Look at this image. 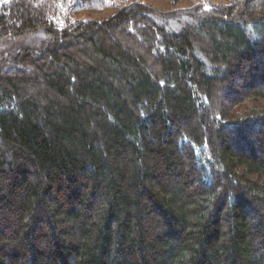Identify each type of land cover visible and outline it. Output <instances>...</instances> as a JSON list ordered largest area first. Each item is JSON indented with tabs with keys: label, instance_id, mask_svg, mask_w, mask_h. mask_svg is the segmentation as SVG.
<instances>
[{
	"label": "trees",
	"instance_id": "obj_1",
	"mask_svg": "<svg viewBox=\"0 0 264 264\" xmlns=\"http://www.w3.org/2000/svg\"><path fill=\"white\" fill-rule=\"evenodd\" d=\"M171 1L0 0V264H264V0Z\"/></svg>",
	"mask_w": 264,
	"mask_h": 264
},
{
	"label": "rangeland",
	"instance_id": "obj_2",
	"mask_svg": "<svg viewBox=\"0 0 264 264\" xmlns=\"http://www.w3.org/2000/svg\"><path fill=\"white\" fill-rule=\"evenodd\" d=\"M133 0H109L110 6H101L97 9H85L83 11L78 12L74 18H104L108 17L112 14H114L117 10V8H120L123 6L125 3H129ZM145 3H148L154 7H157L161 10H169L172 9V7H184V6H189L192 4V2L187 1V2H181L179 4H172L171 0H141ZM224 1V0H220ZM43 32H36V33H31L28 35H24V37L10 40V42L7 43H0V67L6 66L9 61L11 60V56L21 47H31L35 48L38 47L41 44V40L44 38ZM226 97V96H225ZM221 97L225 102L226 98ZM217 102V100H215ZM1 242H4L1 240ZM259 244V243H257Z\"/></svg>",
	"mask_w": 264,
	"mask_h": 264
},
{
	"label": "snow or ice",
	"instance_id": "obj_3",
	"mask_svg": "<svg viewBox=\"0 0 264 264\" xmlns=\"http://www.w3.org/2000/svg\"><path fill=\"white\" fill-rule=\"evenodd\" d=\"M204 7L207 9L209 6H207V5H204Z\"/></svg>",
	"mask_w": 264,
	"mask_h": 264
}]
</instances>
